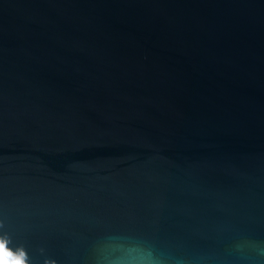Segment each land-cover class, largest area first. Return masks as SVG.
<instances>
[{
	"label": "water",
	"instance_id": "95a60500",
	"mask_svg": "<svg viewBox=\"0 0 264 264\" xmlns=\"http://www.w3.org/2000/svg\"><path fill=\"white\" fill-rule=\"evenodd\" d=\"M0 264H264V0H0Z\"/></svg>",
	"mask_w": 264,
	"mask_h": 264
}]
</instances>
